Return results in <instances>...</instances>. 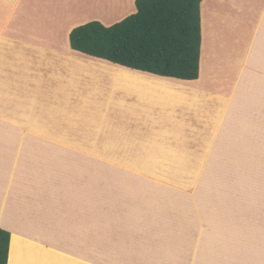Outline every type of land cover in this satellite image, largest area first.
Here are the masks:
<instances>
[{"label": "rangeland", "instance_id": "rangeland-1", "mask_svg": "<svg viewBox=\"0 0 264 264\" xmlns=\"http://www.w3.org/2000/svg\"><path fill=\"white\" fill-rule=\"evenodd\" d=\"M79 55L51 118L17 121L57 135H8L0 123L3 220L44 215L29 231L64 255L57 264H264L252 250L264 231L249 223L254 203L264 211V169L246 167L239 151V73L228 63L227 78L203 70L202 84L227 83L216 89L231 104L219 135L209 123L199 135L156 137L129 127L142 113L114 102L145 99L138 84Z\"/></svg>", "mask_w": 264, "mask_h": 264}, {"label": "crops", "instance_id": "crops-1", "mask_svg": "<svg viewBox=\"0 0 264 264\" xmlns=\"http://www.w3.org/2000/svg\"><path fill=\"white\" fill-rule=\"evenodd\" d=\"M136 1L0 0V123L5 125V134H58L18 126L17 121L47 120L55 113L56 96L65 95L66 87L70 88L65 81L71 77L66 74L75 65L73 57L80 56L71 48L73 29L94 21L110 27L135 14ZM201 27L198 80L164 78L114 65L123 69L119 81L129 78L136 82L134 87H139L145 98L123 95L114 102L132 105L130 111L142 113L129 119V127L144 129L151 136L199 135L209 123L212 127L208 128L219 135L231 110L227 94L216 90L227 88L222 78H227L228 63L239 73L241 158L246 167L264 169V0H202ZM206 67L225 73L213 84L204 85ZM192 120L200 121L197 125ZM254 204L249 223L258 232L264 231V211ZM30 212L15 211L10 214L16 215L11 221L3 220L0 213V229L11 234L8 264H57L55 255L59 253L42 246L40 237L29 231L37 221L33 218L44 215ZM252 243L259 256L264 242L254 235Z\"/></svg>", "mask_w": 264, "mask_h": 264}, {"label": "trees", "instance_id": "trees-1", "mask_svg": "<svg viewBox=\"0 0 264 264\" xmlns=\"http://www.w3.org/2000/svg\"><path fill=\"white\" fill-rule=\"evenodd\" d=\"M202 0H137V12L110 27L73 29L71 48L90 58L183 81L200 76ZM11 234L0 229V264H8Z\"/></svg>", "mask_w": 264, "mask_h": 264}, {"label": "bare ground", "instance_id": "bare-ground-1", "mask_svg": "<svg viewBox=\"0 0 264 264\" xmlns=\"http://www.w3.org/2000/svg\"><path fill=\"white\" fill-rule=\"evenodd\" d=\"M0 222H1V220H0Z\"/></svg>", "mask_w": 264, "mask_h": 264}]
</instances>
